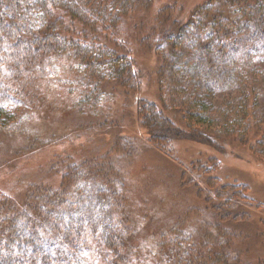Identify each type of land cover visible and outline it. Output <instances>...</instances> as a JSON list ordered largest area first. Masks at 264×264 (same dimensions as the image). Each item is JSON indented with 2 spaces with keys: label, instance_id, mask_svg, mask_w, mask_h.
<instances>
[{
  "label": "trees",
  "instance_id": "1",
  "mask_svg": "<svg viewBox=\"0 0 264 264\" xmlns=\"http://www.w3.org/2000/svg\"><path fill=\"white\" fill-rule=\"evenodd\" d=\"M154 2L0 0V129L6 130L7 118L20 116L17 113L23 106L45 101L48 91L39 86L38 91L36 83L57 76L59 61L65 56L74 64L72 68L88 75L86 93L100 94L106 84L113 83L125 95L136 94L140 78L131 56L124 51V37L117 35L122 27L128 29L135 14H150ZM153 12L155 21L144 39L154 38L166 48L161 57L164 70L178 76L188 89L180 87L177 97L168 102L170 106L166 103L163 108L139 100L136 111L143 126L156 138L184 136V131L174 128L165 115L176 112L184 118L189 116L193 121L186 122L190 130L193 128L208 144L240 137L241 142L253 141L254 146L264 149V110L259 111V117L255 113L258 98L264 97L260 78L264 76V0H208L185 19L180 18L181 9L176 4ZM125 36L130 38L127 30ZM226 90L231 94L222 102L210 103L209 108L196 98ZM211 121L209 128L204 127ZM20 126L16 123L10 127ZM205 128L211 131L207 133ZM78 170L83 173L84 164L79 163ZM91 172L92 177L100 175L107 180L101 171ZM42 189L30 192L21 209L10 208L4 222L1 219L0 264H134L138 259L134 233L129 234L122 224L113 222L110 229L102 230L101 236L99 233V242L91 241L86 217H71L72 206L77 207L81 199L79 193L68 196L66 187L62 191ZM219 192L216 196L220 202L213 205L214 223L226 243H214L206 252L198 242L201 237L193 235L190 246L196 254L187 255L186 264H264L263 256L255 263L248 259L250 254L262 252L259 247L264 245V232L258 223L264 225V220L249 215L251 200L242 185L229 189L225 185ZM115 194L111 187L114 204H123ZM62 211V220H57L55 216ZM183 234L177 232L174 239L189 237ZM90 249L97 252V259L92 258ZM174 262L179 264L180 260Z\"/></svg>",
  "mask_w": 264,
  "mask_h": 264
},
{
  "label": "rangeland",
  "instance_id": "2",
  "mask_svg": "<svg viewBox=\"0 0 264 264\" xmlns=\"http://www.w3.org/2000/svg\"><path fill=\"white\" fill-rule=\"evenodd\" d=\"M206 1L155 0L153 11L176 4L181 9L180 18L185 19ZM153 11L148 15L135 14L128 29L122 27L123 31L117 35L124 37V51L131 56L140 78L136 94L125 95L113 83L106 84L100 94L86 93L88 75L72 68V61L65 56L59 61L57 76L36 83V87L48 91L46 102L23 106L17 113L20 116H4L8 126L6 130L0 129V222L12 209H21L30 192H38L41 187L46 191H62L66 187L71 191L68 196L79 193L81 198L77 207L72 206L71 217L83 215L88 223H94V230L90 224L87 227L89 240L99 242V233L101 236L102 230L110 229L116 221L129 234L134 233L139 259L134 264H178L174 262L177 259L179 264H186L187 255L196 254L190 246L193 235L196 239L203 236L198 242L206 252L214 243H226L215 227L213 212L214 203L220 202L216 195L221 187L242 185L251 200L249 215L264 220L262 147L254 146L253 141L241 142L240 137L208 144L188 127V122L193 123L191 118L176 112L165 115L185 135L156 138L137 117L139 100L163 108L177 97L180 87L188 89L178 76L164 70L161 57L166 54V48L154 38L144 39L155 21ZM176 16L178 13H173ZM135 27L140 30L135 31ZM126 30L129 39L125 38ZM164 71L166 75L160 77ZM260 78L264 81V76ZM230 94L228 90L217 91L196 98L200 99L199 103L206 102L209 108L210 103L222 102ZM261 109L264 110L263 95L255 106L256 117ZM16 123H20L19 129L10 127ZM207 123L204 127L209 128L212 121ZM79 163L84 164L81 174ZM95 169L107 180L100 175L92 177L91 170L95 173ZM111 187L123 204H114ZM62 215L63 211L55 218L59 220ZM258 227L264 232L263 224L258 223ZM177 232L182 235L185 232L190 238L174 239ZM259 248L264 252V245ZM163 249L166 253L160 254ZM89 251L97 259V252ZM262 252L250 254L248 259L255 263L264 257Z\"/></svg>",
  "mask_w": 264,
  "mask_h": 264
},
{
  "label": "snow or ice",
  "instance_id": "3",
  "mask_svg": "<svg viewBox=\"0 0 264 264\" xmlns=\"http://www.w3.org/2000/svg\"><path fill=\"white\" fill-rule=\"evenodd\" d=\"M49 7H50V5H49Z\"/></svg>",
  "mask_w": 264,
  "mask_h": 264
}]
</instances>
